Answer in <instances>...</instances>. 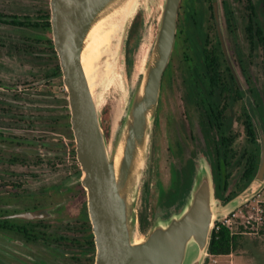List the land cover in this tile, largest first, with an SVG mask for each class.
Masks as SVG:
<instances>
[{
  "label": "flooded vegetation",
  "instance_id": "obj_1",
  "mask_svg": "<svg viewBox=\"0 0 264 264\" xmlns=\"http://www.w3.org/2000/svg\"><path fill=\"white\" fill-rule=\"evenodd\" d=\"M15 4L0 0V264H94L67 93L65 113L39 106L27 95L38 81L17 83L1 63L44 59L50 70L40 80L62 81L61 70L55 74L49 0L34 16L18 13ZM101 126L108 140L103 120ZM261 133L264 0H180L160 82L151 178L139 197L140 229L149 227L156 209L181 201L199 156L210 165L216 197L226 203L255 174Z\"/></svg>",
  "mask_w": 264,
  "mask_h": 264
},
{
  "label": "water",
  "instance_id": "obj_2",
  "mask_svg": "<svg viewBox=\"0 0 264 264\" xmlns=\"http://www.w3.org/2000/svg\"><path fill=\"white\" fill-rule=\"evenodd\" d=\"M180 0H49L50 28L86 190L94 264H204L215 221L264 188L261 159L247 185L226 203L199 156L180 202L159 208L142 232L138 196L149 180L162 73L176 31ZM140 10L137 67L126 65L127 41ZM127 70V76H126ZM120 98L108 140L101 126L105 94Z\"/></svg>",
  "mask_w": 264,
  "mask_h": 264
},
{
  "label": "rangeland",
  "instance_id": "obj_3",
  "mask_svg": "<svg viewBox=\"0 0 264 264\" xmlns=\"http://www.w3.org/2000/svg\"><path fill=\"white\" fill-rule=\"evenodd\" d=\"M45 1L46 0H16V4H15L16 11L21 14L25 12L27 14H32L34 16L35 13H37V9L44 6ZM141 19H142V15L139 10L133 20V24L131 26L128 36L127 50H126L127 66L129 65V60H130V64L133 65L134 67H137L140 63L141 56L138 52L137 45L141 30V25H140ZM1 61H2L1 62L2 66H4L7 69L10 68L13 70V71L11 70L12 76L10 78L16 79L15 82L19 83L24 81L25 79L38 81L36 84H34L33 90L27 93V95H29L28 96L29 99H32L33 103L36 102L37 105L39 106L41 105L42 107H49V109H52L54 112L57 113H65V109L62 108V98L66 95V91L61 81V78L56 77L46 81L40 80L44 76V73H47V71L49 72L50 70L47 62L44 61V59H38V58L31 59L29 57H25V58H17L15 61L14 60L10 61L8 59L2 58ZM2 75L4 78H7L8 77L7 75H9V73L6 70H3ZM126 76H127V70H126ZM120 93L121 91L119 86L115 84L105 94L104 103L101 112L102 113L101 120H103L105 125L108 127V132L111 129L112 111L114 108V104L120 98ZM154 131H155V125H154ZM153 142H154V137H153ZM153 160H154V149L152 154L150 177L149 180L146 182H150ZM150 190H151L150 197L153 201H155L159 193V187L157 185H154V187H151ZM141 192L137 200L138 213L140 210L139 197L141 195ZM254 199H259L261 201H264V188L260 191L258 195H256L248 202H252L254 201ZM158 209H156V211ZM221 217L222 216H219L218 218ZM216 264H264V233L258 232L257 234L254 233L244 234L243 247L239 248L235 252H232L231 255H227L219 258V261Z\"/></svg>",
  "mask_w": 264,
  "mask_h": 264
},
{
  "label": "built area",
  "instance_id": "obj_4",
  "mask_svg": "<svg viewBox=\"0 0 264 264\" xmlns=\"http://www.w3.org/2000/svg\"><path fill=\"white\" fill-rule=\"evenodd\" d=\"M220 226L227 227L232 235L257 234L264 226V201L254 199V201L245 203L223 215L215 221L213 229H218ZM231 254H213L208 252L204 264H216L219 258Z\"/></svg>",
  "mask_w": 264,
  "mask_h": 264
},
{
  "label": "trees",
  "instance_id": "obj_5",
  "mask_svg": "<svg viewBox=\"0 0 264 264\" xmlns=\"http://www.w3.org/2000/svg\"><path fill=\"white\" fill-rule=\"evenodd\" d=\"M48 17V14L46 15ZM45 28L49 27V21L44 25ZM55 74L60 75V69L58 63L56 62ZM253 170L246 173L245 178L247 181L253 175ZM264 233V226L260 231ZM243 247V235L241 234H231L229 229L225 226H220L218 229H213L211 233L210 243L208 247V252L213 254H229L235 252L239 248Z\"/></svg>",
  "mask_w": 264,
  "mask_h": 264
}]
</instances>
